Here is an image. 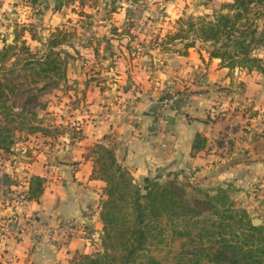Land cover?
I'll return each instance as SVG.
<instances>
[{
	"label": "crops",
	"instance_id": "0c3cea01",
	"mask_svg": "<svg viewBox=\"0 0 264 264\" xmlns=\"http://www.w3.org/2000/svg\"><path fill=\"white\" fill-rule=\"evenodd\" d=\"M192 1L0 0L1 41L5 36L9 44L23 30L21 40L33 50L56 30L76 34L65 48L75 54L64 91L52 95L55 127L64 133L34 136L0 162V264H71L76 254L100 249L104 183L93 178L91 155L98 144L113 148L139 185L188 172L209 185H228L264 225V79L228 76L198 45L187 56L157 47ZM229 2L211 0L207 14ZM197 135L207 148L193 157ZM223 138L231 146L227 158L219 153ZM33 176L45 180L43 193L26 219L13 217L2 199L27 190ZM65 227L75 235L62 245L55 230Z\"/></svg>",
	"mask_w": 264,
	"mask_h": 264
},
{
	"label": "trees",
	"instance_id": "16d2710c",
	"mask_svg": "<svg viewBox=\"0 0 264 264\" xmlns=\"http://www.w3.org/2000/svg\"><path fill=\"white\" fill-rule=\"evenodd\" d=\"M219 11L212 21L179 18L176 30L157 47L187 56L198 45L228 76H264V62L256 55L264 48V0H232ZM27 32L39 41L35 30ZM13 35V43L0 49V155L15 149L16 135L55 139L64 133L47 132L36 111L44 109L40 99L65 79L67 63L73 59L65 48L76 38L73 31L56 30L44 48L33 51L21 40L23 30ZM206 148V139L197 135L191 154ZM93 152V178L104 183L100 249L92 255L76 254L71 264H264V225L255 226L247 212L234 208V190L228 185L212 195L192 188L195 197L188 199L186 188L174 182L145 179L137 184L117 162L113 148L98 144ZM44 183L34 176L28 180L29 201L40 199Z\"/></svg>",
	"mask_w": 264,
	"mask_h": 264
},
{
	"label": "rangeland",
	"instance_id": "374dc122",
	"mask_svg": "<svg viewBox=\"0 0 264 264\" xmlns=\"http://www.w3.org/2000/svg\"><path fill=\"white\" fill-rule=\"evenodd\" d=\"M210 2H211V0L210 1L209 0H193L189 4L190 6H189L188 10L186 12H184L180 18H182L184 16H193L194 18L204 17V18L207 19V21H212L214 19L215 15L217 13H220V11L218 10V11H214L212 13L207 14V11L209 10V7H210ZM165 3L166 2L160 4V7H163L162 9H160L161 12L164 9V6H165L164 4ZM72 42H74V41H72ZM5 43H7V38L4 36V39L2 41L0 39V49L4 46ZM68 49H66L67 52H68ZM33 51H34V49H33ZM69 54L74 55L75 52H74V54L73 53H69ZM256 55L258 56L259 59H261L264 62V48L260 49L256 53ZM71 61H68V63H67V67H66V70H65V79L59 83V88L54 90L50 94H48L46 96H43L40 99V102L43 104L44 109L36 111V115L38 116V121H40V123H41L40 125L42 126V128H45L47 130V132H50V133H53L55 130H56V133H57V130H58L55 127V119L56 118L54 117V111H53V104H55L57 102V100L52 95H53V93H57L58 94V91H64V84H65V81H66V75H67V72L69 70V66L71 65ZM103 69L108 70L107 67H105ZM253 73L261 75L260 73H257V72H253ZM261 77L264 79L263 75H261ZM61 87H63V89L60 90ZM235 87H236L237 90H241V88H239L238 85L235 86ZM57 98L60 99L62 97H60V98L57 97ZM58 131H59V134L63 132V130H58ZM18 136L19 135H16V138H18V140H17L18 143H17L15 148H20V146L24 142H27V141L30 140V138L34 137V136L22 135V137L19 138ZM39 136H41V135H39ZM220 142H219V144L222 145V142L221 143ZM93 149L91 150V155L93 156V160H94L96 158V154L93 152ZM13 151L10 154L0 155V162H1V160H4V159L6 160L7 158H9L11 156V154H13ZM203 179L202 180L201 179H197L193 172H188V173L182 174V175L178 174V173L170 174L166 178H158L157 182L159 184H165V183H168V182H174L177 186H184L186 188V192L188 194L187 195L188 199H192L193 197H195L194 193L191 190L192 188H198V189H201L203 191H208L210 195L213 194L212 191L215 190L216 188H224V187H217V186H214V185H209L207 183L208 182L207 181L208 180L207 177L205 178V180H206L205 183L202 182ZM230 199L233 202L235 209L247 212L246 208L248 206L245 203V198L239 197L237 195L236 191H233V193L230 194ZM250 219L254 220V221L258 220V218L256 216L255 217H251L250 216ZM101 238H102V235L100 237V242H101ZM95 253L96 252H93L92 254H95ZM92 254H90V255H92ZM80 255H83V254H80Z\"/></svg>",
	"mask_w": 264,
	"mask_h": 264
},
{
	"label": "built area",
	"instance_id": "2783aa9c",
	"mask_svg": "<svg viewBox=\"0 0 264 264\" xmlns=\"http://www.w3.org/2000/svg\"><path fill=\"white\" fill-rule=\"evenodd\" d=\"M162 8L163 7H160V9ZM164 104L166 106L167 102H165ZM221 114L222 116L226 115V111L222 112ZM221 141L222 145L220 146L219 153L221 155V158H227L231 153V146L229 140L228 138H223ZM23 188H25V186H22V189L20 188L4 196L2 199V204L4 205L5 209L10 210L13 217H16L17 214H20L21 216H23L24 219H26L31 201H29L27 198V190ZM29 224L30 223L27 221V227L23 228L22 232L28 229ZM39 230H46L47 232H52L51 229H46V227L42 226L39 227ZM56 232L59 233L60 242L62 245L68 244L75 235L74 227L58 228L55 230V233Z\"/></svg>",
	"mask_w": 264,
	"mask_h": 264
},
{
	"label": "water",
	"instance_id": "95a60500",
	"mask_svg": "<svg viewBox=\"0 0 264 264\" xmlns=\"http://www.w3.org/2000/svg\"><path fill=\"white\" fill-rule=\"evenodd\" d=\"M12 40H13V38L10 37L9 44H11ZM258 224H260V221H259V220H255V221H254V225L257 226Z\"/></svg>",
	"mask_w": 264,
	"mask_h": 264
}]
</instances>
